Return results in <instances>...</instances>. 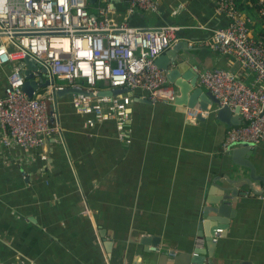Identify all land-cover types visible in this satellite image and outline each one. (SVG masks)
<instances>
[{"label": "crops", "instance_id": "1", "mask_svg": "<svg viewBox=\"0 0 264 264\" xmlns=\"http://www.w3.org/2000/svg\"><path fill=\"white\" fill-rule=\"evenodd\" d=\"M99 1L115 21L125 18L126 0ZM96 4L90 3L92 12ZM178 4L183 7L172 14ZM238 6L259 33L254 1ZM137 11L150 26L175 20L207 29L223 18L216 0H160L155 13ZM180 54L193 70L221 66L252 84V73L205 44ZM11 68L0 65V96ZM97 88L109 89L103 82ZM128 93L130 143L117 137L115 119L90 126L94 114L77 110L69 92L48 102L54 131L45 147H4L0 138V264H168L194 249L204 210L223 204L224 214L208 217L210 226L223 228L214 263L264 264V142L235 157L233 148H222L229 126L216 113L189 118L188 107L153 102L141 89ZM235 158L253 165L259 194L240 186L244 182L230 183L235 168L250 173ZM232 186L243 193L226 202L225 188ZM154 237H160L157 247Z\"/></svg>", "mask_w": 264, "mask_h": 264}, {"label": "built area", "instance_id": "2", "mask_svg": "<svg viewBox=\"0 0 264 264\" xmlns=\"http://www.w3.org/2000/svg\"><path fill=\"white\" fill-rule=\"evenodd\" d=\"M126 2L125 18L115 21L110 7L99 0L95 12L90 10L88 0H0V65H12L0 96V138L4 147H45L54 131L48 102H55V94L66 87L80 91L72 94L71 102L77 110L94 114L88 119L90 126L115 119L117 137L125 143L131 141L128 122L132 97L129 93L99 96V83L109 89H141L153 102L172 103L176 90L155 61L180 41L177 31L181 26L130 27L129 15L137 10L155 13L160 0ZM255 5L262 27L259 33L252 32L254 19L242 13L238 0H216V10L228 16V24L214 28L206 41H188L189 49L205 44L214 53L232 57L253 74L250 85L231 69L194 67L200 86L214 95L218 105L209 110L187 108L189 118L207 117L223 106L239 108L242 122L228 128L222 143L225 151L243 141L254 145L264 142V0H256ZM182 7L178 4L172 14ZM199 27L204 26L198 24L195 28ZM26 54L48 69L49 83L42 87L44 92L38 94V88L32 97L23 89ZM85 213L90 214V210L86 208ZM222 233L223 229L218 228L212 241L217 243ZM204 245L205 238L197 235L194 248Z\"/></svg>", "mask_w": 264, "mask_h": 264}, {"label": "water", "instance_id": "3", "mask_svg": "<svg viewBox=\"0 0 264 264\" xmlns=\"http://www.w3.org/2000/svg\"><path fill=\"white\" fill-rule=\"evenodd\" d=\"M89 3L95 4L98 0H88ZM223 18H220L219 22L212 23L211 21L206 24L207 29H200L195 27H189L188 25L192 23H176L175 20L172 21H162L149 25L148 18L144 14L139 11H135L131 15H129L128 25L130 27H140V28H157L162 26H167L171 24L181 25V28L177 31V34L180 38V41L175 44L173 48H168L163 53H161L155 63L160 70H163L169 83L173 85L176 90V95L173 104L194 108L200 107L203 110H209L214 105H218V100L214 97V95L210 92L208 93L204 87L197 84L198 74L196 71L192 69L191 63L185 58L184 55L180 54V51L188 50V41H206L212 36V30L216 27H221L227 25L229 22V18L227 15L223 14ZM24 62L26 63L27 68L24 73L26 75V81L23 86V89L27 92V94L32 97L33 93L40 87H45L49 80L48 77V69L36 62L33 56L30 54H26L23 57ZM175 64V65H174ZM39 70L40 74L35 75V71ZM189 70V71H188ZM188 78L190 80H188ZM78 93L79 90H76L71 87H66L57 92L58 95L63 93ZM130 92V88L128 87H117L114 89H107L99 91L97 94L99 96H114L119 94H126ZM217 117L220 121L226 123L229 127L233 125H239L242 122V118L239 114V108L232 109L229 106L220 107L217 112ZM197 119H204V116L198 115ZM254 145L252 142H240L233 146V154L235 157L242 152H248L249 150H253ZM236 161V158H235ZM239 167L245 166L250 169V173L248 177L243 175V172L239 170V168H235L233 171V177H231L230 183L234 184L236 182H244L240 186H247L254 193H258L254 185V181L258 175H256L255 168L252 164L243 163L241 161L235 162ZM246 180V181H245ZM226 194L225 199L226 202L230 201L233 198L240 196L243 192L238 191L234 186L230 187L228 190L225 188ZM217 208V207H216ZM207 207L204 210V216L206 219H202V222L199 226L198 236H203L205 238V245L203 248H194L191 252L187 253L184 257H176L170 258L168 264H215L212 260L213 253L216 249L217 243L212 241L215 231L219 227L218 226H210V213L215 210H219L220 213H225L227 206L225 204L219 205L218 208ZM223 229V228H221ZM145 242H149L150 239H144ZM151 244L153 246H158L160 244V237H154L152 239ZM237 264H247V263H237Z\"/></svg>", "mask_w": 264, "mask_h": 264}, {"label": "trees", "instance_id": "4", "mask_svg": "<svg viewBox=\"0 0 264 264\" xmlns=\"http://www.w3.org/2000/svg\"><path fill=\"white\" fill-rule=\"evenodd\" d=\"M254 1V6L256 7V5H255V2H256V0H253ZM238 2H239V0H238ZM240 9V8H239Z\"/></svg>", "mask_w": 264, "mask_h": 264}, {"label": "bare ground", "instance_id": "5", "mask_svg": "<svg viewBox=\"0 0 264 264\" xmlns=\"http://www.w3.org/2000/svg\"><path fill=\"white\" fill-rule=\"evenodd\" d=\"M239 190V189H238Z\"/></svg>", "mask_w": 264, "mask_h": 264}]
</instances>
